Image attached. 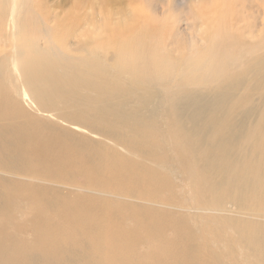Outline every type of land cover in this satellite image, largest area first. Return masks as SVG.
Here are the masks:
<instances>
[{
    "label": "bare ground",
    "instance_id": "obj_1",
    "mask_svg": "<svg viewBox=\"0 0 264 264\" xmlns=\"http://www.w3.org/2000/svg\"><path fill=\"white\" fill-rule=\"evenodd\" d=\"M41 2L0 0V264H264V34L237 60L206 45L178 72L132 35L138 8L81 33L76 55L60 26L27 32ZM173 177L193 206L168 211ZM198 209L191 231L183 212ZM16 211L31 238L7 230Z\"/></svg>",
    "mask_w": 264,
    "mask_h": 264
},
{
    "label": "rangeland",
    "instance_id": "obj_2",
    "mask_svg": "<svg viewBox=\"0 0 264 264\" xmlns=\"http://www.w3.org/2000/svg\"><path fill=\"white\" fill-rule=\"evenodd\" d=\"M40 6L41 7L38 6V9L36 8L37 13L40 9V12L42 11L43 14L40 12L39 15L35 13L36 18L40 17L35 20L37 21L35 27H31V30L27 29L29 35H31L32 32L35 37L46 39L49 38L47 31L50 26L51 28L54 26L59 28L60 26L61 28L59 31L61 33L58 38L61 40V44L59 43L62 46L61 49H63V51L65 50V53L76 55L79 53L76 50L75 43H77L78 39H82L81 33H83V35L90 34V27H94L93 24H99L102 21L106 24L110 22V26L113 27V18L118 17L119 14H132L133 10L138 8L139 11L146 13L149 18L144 15H142V17L140 16L141 18L138 17L136 20L137 25H140V27L144 26L146 29L142 27L138 31H135L133 28L132 35L136 34L138 36L137 42L141 41L139 43L142 44L140 45L141 47H146L147 50L157 51V53H164L167 56H171L175 61H179L180 68L178 72H184L186 70L184 67L186 64L201 59L204 56V51L210 53L209 50L212 48V43L215 45V48H218V51H221V46L223 44L228 54L236 55L232 59L237 60L242 57L244 50L249 46L255 45L259 35L264 34V27H262V25H264V0H216L215 10L211 5V0H42ZM210 11L215 13L213 16L214 21L210 20V14H208ZM221 12H225L227 18L225 20H216L214 17L216 15L220 16ZM66 14H68V18H70L72 14L73 17L74 15L78 17V22L76 21V23L72 25L73 29H71L70 34L66 33L63 28L68 21L66 20L67 17L64 18ZM107 14L110 15L103 20L102 15L105 16ZM41 17H43V19ZM60 17L63 18L60 20ZM56 18H58V20ZM1 23L3 25H1ZM4 23V18H0V30L6 34L7 30ZM225 23H234L236 26L225 27L223 26ZM88 24L90 26H88ZM41 28L44 29V33ZM114 33L115 32H113V35ZM141 33L143 37L139 36ZM214 34L220 35L215 36ZM224 35L228 36L223 43ZM50 36L53 40L54 37H52L51 32ZM90 40L92 46L96 45L98 48L101 47L96 39ZM40 42H42V40H40ZM234 42L237 44V50L232 53L230 51V46ZM206 45L209 46V48L206 47ZM3 48V51L6 53L8 48ZM64 124L67 125L66 123ZM172 180L177 184V187L179 186V199L175 203L170 204V202H168L165 204L169 207L168 211L173 212L172 208L175 210H182L184 208L183 205L193 206L194 203L191 200L186 181L175 177H173ZM58 185L65 193L71 191L70 185L62 183ZM199 210L200 209L194 210L193 213L183 212L182 217L185 218L190 225L189 229L191 231L199 228ZM12 216V219L7 223V230L11 232L15 231L20 237L31 238L32 230L29 229L28 224L29 214L27 212L23 213L16 211ZM122 221L125 222V219L123 218ZM172 234V230H167L166 235L172 236ZM198 234H201V240L204 239L202 234L205 233ZM148 248L149 246H147V244L142 243L139 245V250L141 251H145Z\"/></svg>",
    "mask_w": 264,
    "mask_h": 264
}]
</instances>
